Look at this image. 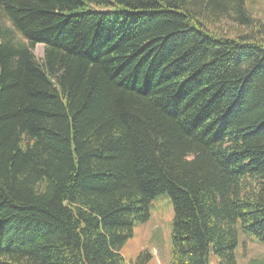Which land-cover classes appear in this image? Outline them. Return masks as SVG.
Listing matches in <instances>:
<instances>
[{"label": "trees", "instance_id": "1", "mask_svg": "<svg viewBox=\"0 0 264 264\" xmlns=\"http://www.w3.org/2000/svg\"><path fill=\"white\" fill-rule=\"evenodd\" d=\"M245 1L0 0V264H127L160 193L170 264L264 244V22Z\"/></svg>", "mask_w": 264, "mask_h": 264}, {"label": "rangeland", "instance_id": "2", "mask_svg": "<svg viewBox=\"0 0 264 264\" xmlns=\"http://www.w3.org/2000/svg\"><path fill=\"white\" fill-rule=\"evenodd\" d=\"M245 5L264 22L263 0H246ZM103 9L110 10L112 17L115 16V8L112 5H106ZM0 21L4 24L1 16ZM33 53L37 59L41 58L42 44H37ZM173 216V205L168 194H157L150 201L149 218L134 225L132 236L119 250L125 263H135L140 254L146 251L150 256L144 264H170ZM234 256L237 264H264V244L258 242L251 234H240ZM210 264H217V258L213 255L210 256Z\"/></svg>", "mask_w": 264, "mask_h": 264}]
</instances>
